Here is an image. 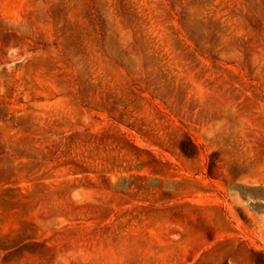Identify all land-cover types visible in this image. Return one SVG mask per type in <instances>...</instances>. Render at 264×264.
<instances>
[{"label":"rangeland","instance_id":"obj_1","mask_svg":"<svg viewBox=\"0 0 264 264\" xmlns=\"http://www.w3.org/2000/svg\"><path fill=\"white\" fill-rule=\"evenodd\" d=\"M0 264H264V0H0Z\"/></svg>","mask_w":264,"mask_h":264}]
</instances>
